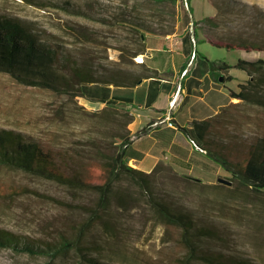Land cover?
Listing matches in <instances>:
<instances>
[{
  "label": "rangeland",
  "instance_id": "rangeland-1",
  "mask_svg": "<svg viewBox=\"0 0 264 264\" xmlns=\"http://www.w3.org/2000/svg\"><path fill=\"white\" fill-rule=\"evenodd\" d=\"M50 1H69L85 13L69 12L60 5L48 4ZM213 1L220 3L216 14L199 25L197 21L213 11L208 0H188V9L182 0H176L174 5L171 1L156 0H0V13L30 21L41 39L62 51V57L68 54L76 62L105 68L119 62L122 47L135 49L131 44L132 31L116 20L117 13L126 9L147 22L157 23L161 17L170 16L173 5L180 24L187 25L193 19L195 30L198 29L199 58L216 66L230 65L225 70L232 79H226L225 88L236 89L237 82L246 74L232 64L245 58V54L213 46L204 40L201 31L212 39L263 42L264 0ZM141 54L133 57L134 62H139L137 56ZM249 57L251 61L264 59V52L252 51ZM62 65L61 71L67 72ZM80 98L61 85L55 90L27 86L0 71V127L17 130L29 140L78 150L92 157H99L102 151L109 153L118 143L115 133L124 129L123 115L108 109L105 112L111 113L110 120H103L102 109L106 105L93 107L83 104ZM238 110L245 118L244 129H252L254 119L263 116L259 107L242 105ZM218 176L232 181L223 168L220 174H212L210 181L218 183ZM191 177L209 181L207 175ZM170 182L164 178L167 185L163 186L169 188ZM218 184L221 187L205 191L185 189V203L216 224L224 235L223 240L207 241V245L242 256L248 263L264 264V193L239 186L236 180L231 185ZM116 185L129 190L133 197L129 201L130 211H121L112 201L108 212L113 214L116 232L104 241L102 232L96 229L91 236L95 248L87 255L111 264H206L200 259H188L132 183L122 180ZM3 191L6 194L0 195V229L37 242L56 240L62 233L71 235L72 227L85 216L77 205L93 206L98 197L92 189L71 191L52 180L0 165V193ZM87 263L74 251L50 257L0 246V264Z\"/></svg>",
  "mask_w": 264,
  "mask_h": 264
},
{
  "label": "trees",
  "instance_id": "trees-1",
  "mask_svg": "<svg viewBox=\"0 0 264 264\" xmlns=\"http://www.w3.org/2000/svg\"><path fill=\"white\" fill-rule=\"evenodd\" d=\"M156 1H171L174 5L176 0ZM210 2L216 9L219 8L220 3L213 0ZM48 4L60 5L72 13H85L69 1L63 3L50 1ZM173 5L170 16L161 17L157 23L147 22L126 9L117 13L116 20L132 31L131 44L135 49L122 47L119 62L105 68L93 67L86 62H76L68 54L62 57V51L41 39L30 21L0 13V71L8 73L17 82L27 86L55 90L61 85L66 91H74L76 96L82 95L81 87L87 83L135 86L143 78L157 77L156 70L150 68L144 61L134 62L133 57L144 53L147 32L154 34L174 32L177 15ZM212 18L207 17V20ZM205 39L219 48L264 52V41L235 42L212 39L207 35ZM62 63L65 64L64 69H67V72L61 71ZM128 64L133 67H127ZM233 66L243 70L248 77L244 82L238 83L236 89L228 88L229 96L237 101H230L219 107L212 116L192 121L190 124L192 134L186 128L181 129L198 148L204 150L230 174L232 181L236 180L239 186L264 193V59L258 58L254 61L238 59ZM228 67L230 65L225 63L220 66L210 63L212 70ZM242 105L262 109L263 116L254 119L252 129H244L245 118L238 110ZM108 109L116 113L121 112L124 117L122 122L124 129L115 133L114 137L118 139V143L111 151L109 153L102 151L99 157L65 147L48 146L25 138L23 133L17 130L0 127V165L52 180L71 191L92 189L98 196L93 206L77 205V208L85 211V216L72 227L71 235L62 233L56 240L37 242L0 229V246H11L31 255L50 257L74 251L85 259L87 264H111L87 253L95 248L93 247L95 241L91 236L96 229H100L104 241L112 238L116 232L113 214L108 212L112 201L121 211H130L129 201L133 197L129 190L116 185L126 180L136 187L155 218L169 234H172L173 240L182 247L189 260L200 259L206 264H251L242 256L207 245V241L223 240L224 235L216 224L202 217L192 206L185 203L187 187L205 191L207 188H219L221 185L194 180L176 172L164 161L157 162L149 172L129 166L124 151L128 144L145 133L148 127L130 133L126 127L133 118L129 111L107 104L102 109L103 120H110L111 113L105 112ZM164 178L170 179L169 188L163 186L167 185L163 183ZM5 194L4 191L0 193Z\"/></svg>",
  "mask_w": 264,
  "mask_h": 264
},
{
  "label": "crops",
  "instance_id": "crops-1",
  "mask_svg": "<svg viewBox=\"0 0 264 264\" xmlns=\"http://www.w3.org/2000/svg\"><path fill=\"white\" fill-rule=\"evenodd\" d=\"M211 9V15L202 17L196 25L216 14L213 5ZM189 22H193V19L187 25L180 24L178 14L174 32L145 34V51L141 56L150 68L156 70L157 77L143 78L132 87L87 83L81 87L80 99L83 104L93 107L113 104L117 108L128 110L133 117L126 126L130 133L148 127L124 151L129 166L149 172L157 162L164 161L180 174L207 175V183H214L210 181V177L214 173L220 174L223 167L204 150L195 146L181 128L188 129L192 134V121L212 116L219 107L234 101L225 88L226 78L231 80L232 75L225 69L212 70L208 60L199 58L196 48L198 29L196 31L194 27L195 42L192 43L187 32ZM201 33L206 40L205 34ZM193 50L196 58L188 64ZM242 52L246 56L242 59L252 60L249 57L251 52ZM185 70L186 73L183 74ZM220 76L224 77L223 81L219 80ZM247 78V74L242 76L236 87ZM176 91L179 93L171 108L170 100ZM169 120L174 126L167 125ZM155 122L158 123L154 124Z\"/></svg>",
  "mask_w": 264,
  "mask_h": 264
},
{
  "label": "built area",
  "instance_id": "built-area-1",
  "mask_svg": "<svg viewBox=\"0 0 264 264\" xmlns=\"http://www.w3.org/2000/svg\"><path fill=\"white\" fill-rule=\"evenodd\" d=\"M182 3H183V5L188 9L189 8V2H188V0H182ZM187 32H188V34H189V37H190V40H191V42L192 43H194L195 42V37H194V23L193 22H189V24H188V26H187ZM196 58V54H195V51L193 50L192 52H191V54H190V57H189V62H188V64H190L191 62H192V60H194ZM184 73H186V70L185 71H183V74ZM179 87V86H178ZM178 93H179V91H176L174 94H173V96H172V98H171V100H170V107L172 108V107H174V105H175V101H176V98H177V96H178ZM158 122H155L154 124H157ZM167 125L168 126H174V123L172 122V121H168L167 122ZM193 141V140H192ZM193 144L195 145V146H197L196 144H195V142L193 141ZM198 147V146H197Z\"/></svg>",
  "mask_w": 264,
  "mask_h": 264
},
{
  "label": "water",
  "instance_id": "water-1",
  "mask_svg": "<svg viewBox=\"0 0 264 264\" xmlns=\"http://www.w3.org/2000/svg\"><path fill=\"white\" fill-rule=\"evenodd\" d=\"M219 80H220V81H223V80H224V77H223V76H220V77H219ZM140 81H141V80H140ZM140 81H139V82H140ZM187 176H188V175H187ZM189 177L192 178V179H194V180H197V181L201 180V179L194 178V177H191V176H189ZM217 182H218V183L225 184V185H231V183H232L229 179L223 178V177H221V176L217 178Z\"/></svg>",
  "mask_w": 264,
  "mask_h": 264
},
{
  "label": "bare ground",
  "instance_id": "bare-ground-1",
  "mask_svg": "<svg viewBox=\"0 0 264 264\" xmlns=\"http://www.w3.org/2000/svg\"><path fill=\"white\" fill-rule=\"evenodd\" d=\"M137 59H138L139 61H143V59H142V56H141V55H139ZM234 100H235V99H234Z\"/></svg>",
  "mask_w": 264,
  "mask_h": 264
}]
</instances>
